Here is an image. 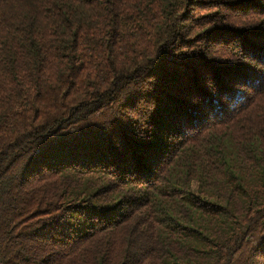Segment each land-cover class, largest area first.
I'll return each mask as SVG.
<instances>
[{"label":"trees","instance_id":"obj_1","mask_svg":"<svg viewBox=\"0 0 264 264\" xmlns=\"http://www.w3.org/2000/svg\"><path fill=\"white\" fill-rule=\"evenodd\" d=\"M0 264H264V0H0Z\"/></svg>","mask_w":264,"mask_h":264}]
</instances>
